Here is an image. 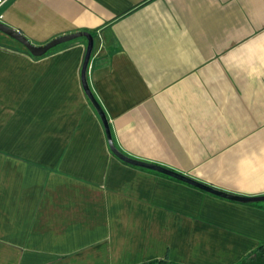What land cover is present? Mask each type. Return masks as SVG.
I'll return each mask as SVG.
<instances>
[{"label":"crops","instance_id":"obj_1","mask_svg":"<svg viewBox=\"0 0 264 264\" xmlns=\"http://www.w3.org/2000/svg\"><path fill=\"white\" fill-rule=\"evenodd\" d=\"M0 23L33 46L92 37L86 83L123 155L264 196V0H6ZM11 44L0 43V264H235L264 243V201L110 153L81 85L84 38L40 57Z\"/></svg>","mask_w":264,"mask_h":264},{"label":"water","instance_id":"obj_2","mask_svg":"<svg viewBox=\"0 0 264 264\" xmlns=\"http://www.w3.org/2000/svg\"><path fill=\"white\" fill-rule=\"evenodd\" d=\"M0 33H2L3 35L7 36L10 39H12L16 43H18L32 57H40V56L44 55L50 49H52L58 45H61L63 43L69 42L71 40L81 38V37L85 39L86 47H85V52H84V56H83V60H82V64H81V69H80V80H81L82 89H83V92H84L88 102L90 103V105L94 109L95 113L97 114V116H98V118L102 124L104 134H105V138H106V143H107V146H108L110 153L119 161H121L127 165L133 166V167L146 169V170L158 173L160 175H164V176L169 177L171 179H174L178 182H181V183L186 184L188 186L194 187L198 190H201V191L206 192L208 194H211L213 196L220 197L222 199H226V200H230V201H234V202H238V203H254V202L264 201V196L263 197H252V198H250V197H240V196H236V195H231L229 193H224V192L218 191L212 187H209L207 185L198 183V182H196V181H194L188 177L180 175V174L173 172L169 169H165V168H162V167L150 164V163L138 161V160L129 158V157L123 155L122 153H120L112 144L107 119H106L103 111L101 110L100 106L96 103L93 96L91 95L89 88H88V85L86 83V78H85L86 66H87L91 51H92V37L88 33L76 32V33H71V34H67V35H62V36L56 37V38L46 42L44 45H41V46L31 45L21 34H19L18 32L4 26L1 23H0Z\"/></svg>","mask_w":264,"mask_h":264},{"label":"trees","instance_id":"obj_3","mask_svg":"<svg viewBox=\"0 0 264 264\" xmlns=\"http://www.w3.org/2000/svg\"><path fill=\"white\" fill-rule=\"evenodd\" d=\"M22 49L24 52L27 53V51L23 47ZM139 264H178V263L169 261L166 258H161V259H153ZM235 264H264V243L260 244L258 247L245 254Z\"/></svg>","mask_w":264,"mask_h":264},{"label":"rangeland","instance_id":"obj_4","mask_svg":"<svg viewBox=\"0 0 264 264\" xmlns=\"http://www.w3.org/2000/svg\"><path fill=\"white\" fill-rule=\"evenodd\" d=\"M10 41V42H9ZM11 42L12 43H15L17 46H19V47H21L18 43H16L15 41H13L12 39H10V38H8L7 36H5V35H3V34H1L0 33V43H2V44H7V45H10V46H15L14 44H11ZM22 48V47H21ZM132 169H134V168H132ZM136 170H138V171H143V172H145V173H154V172H151V171H149V170H145V169H141V168H136ZM145 218V217H144ZM161 220H167V215H165V216H163V217H161V218H159V221H161ZM145 224H147V222L145 223ZM144 224V225H145ZM140 235V234H139ZM146 235V234H145ZM134 239V238H133ZM160 239L158 238H156V241H159ZM137 247V246H136ZM150 248V247H149ZM131 250H134V251H136V252H138V251H140V248H132ZM157 256V251H154V252H149L148 253V256Z\"/></svg>","mask_w":264,"mask_h":264},{"label":"built area","instance_id":"obj_5","mask_svg":"<svg viewBox=\"0 0 264 264\" xmlns=\"http://www.w3.org/2000/svg\"><path fill=\"white\" fill-rule=\"evenodd\" d=\"M6 0H0V20L2 19V8L5 4Z\"/></svg>","mask_w":264,"mask_h":264}]
</instances>
